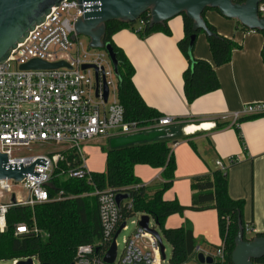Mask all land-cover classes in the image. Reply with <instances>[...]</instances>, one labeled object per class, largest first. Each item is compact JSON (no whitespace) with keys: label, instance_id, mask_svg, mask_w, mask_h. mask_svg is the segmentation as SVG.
<instances>
[{"label":"built area","instance_id":"2783aa9c","mask_svg":"<svg viewBox=\"0 0 264 264\" xmlns=\"http://www.w3.org/2000/svg\"><path fill=\"white\" fill-rule=\"evenodd\" d=\"M257 10L258 15L264 17V0L258 4ZM83 12L77 0H62L59 5L52 6L44 20L36 24L0 62V153H6L7 163L21 162V166L36 158L46 160L45 167L34 166L33 171L40 174L39 178L25 175L20 182L0 178V233L6 231L10 209L14 207H30L33 211L37 204L73 197L60 186L55 189L54 179L74 178L90 183L92 172L85 163L82 143L95 138L111 139L147 133L176 121L175 117L167 115L160 116L151 125L125 119L123 106L117 97V77L106 50L88 48L75 32L74 24ZM139 23L143 21L139 19ZM31 59L50 63L64 61L66 65L53 69H20ZM85 64L90 66L83 69ZM103 85L107 87L106 100L103 98ZM261 113H264L263 104L248 103L239 110L222 113L218 119L238 128L242 117ZM189 125L193 124L182 127L185 135H189L186 131ZM194 125H197V130L191 134L216 127L214 122ZM36 145L51 148L44 153H34L32 147ZM71 151L79 159L77 165L70 166L65 161L64 155ZM60 161H64L65 167H60ZM229 162L233 163L234 159L230 158ZM215 164L221 170L226 169L220 159ZM16 185L25 191V198L16 197L13 191ZM137 187L134 186L135 189ZM118 192L127 193L124 189L116 191L95 187L90 193L82 194L96 197L102 233L97 245H78L73 264H106L103 256L122 222L125 224L121 230H127L128 222L134 228L123 237L119 254L116 238V256L110 264H170L165 248L162 255L157 238L138 225L141 214L122 220L120 206L116 202ZM127 208H131V201ZM13 233L15 236L38 233V229L35 224L29 226L19 222L14 224ZM250 233H255V229L246 224L244 234ZM95 248H98L97 252ZM198 252L211 256V264H229L224 239L216 246H198L196 254ZM20 259L26 258L13 259L10 264H16Z\"/></svg>","mask_w":264,"mask_h":264},{"label":"trees","instance_id":"16d2710c","mask_svg":"<svg viewBox=\"0 0 264 264\" xmlns=\"http://www.w3.org/2000/svg\"><path fill=\"white\" fill-rule=\"evenodd\" d=\"M234 1L242 3L245 0ZM204 11L202 17L210 34L202 30L193 31L192 20L184 13L180 14L183 21V35L178 40L177 46L188 63L182 74L183 91L188 104L219 88L215 68L228 63L232 50L240 47L233 39L220 35L216 28L204 18ZM139 19L143 21L142 24L139 23ZM139 19L134 22L107 21L102 41L111 46L116 59L117 97L123 106L125 119L137 121L140 125H151L161 114L147 106L141 98L132 81L134 68L124 52L114 44L112 36L122 29H130L139 38L144 39L156 32L170 35L171 30L168 21L150 25L148 12L143 13ZM241 27L249 30L243 25ZM257 32L264 36V32ZM200 33L206 37L212 63L196 58L192 54L195 38ZM261 58L264 65V43ZM177 137L181 135L158 136L152 140L115 148L108 146L105 149V169L101 172H92L90 183L74 178L64 181L54 179L55 189L60 186L66 194L73 195L72 198L37 204L33 211L30 207L24 206L10 209L8 227L6 231L0 233V261L31 257L36 258L40 264H71L78 245H97L102 233L97 200L93 195H82L90 193L96 187L127 191L128 198L121 201L119 205L123 221L136 213L147 214L153 218L154 227L171 247L170 264H185L192 258L196 259L197 246H212L205 244L204 241L198 242L187 223L177 227H165L164 220L170 215L182 214L185 210H214L220 237L227 244V258L229 264H232L230 254L234 247V239L240 226L245 233L246 223L243 220V200H235L228 195L226 169L217 168L192 176L190 178L191 202L187 206L180 204L176 199L163 197L174 180L176 164L170 143ZM239 139L242 143L240 135ZM64 157L70 166L79 163V159L72 151L66 152ZM59 165L65 167L64 161H60ZM136 165L162 168V180L157 185H142L134 173ZM134 186L138 187L135 189ZM129 201H131L130 209L127 208ZM19 222L29 226L35 224L38 233L15 236L13 226ZM256 235L264 236V231ZM253 264H264V256L254 260Z\"/></svg>","mask_w":264,"mask_h":264},{"label":"crops","instance_id":"0c3cea01","mask_svg":"<svg viewBox=\"0 0 264 264\" xmlns=\"http://www.w3.org/2000/svg\"><path fill=\"white\" fill-rule=\"evenodd\" d=\"M204 18L220 35L233 39L240 47L232 50L228 63L215 68L219 88L196 98L191 104L186 102L183 91L182 74L188 63L177 46L183 35L182 17L168 20L170 35L156 32L141 39L130 29H122L113 34L112 41L132 64V81L146 105L161 116L176 118L173 124L159 129L165 130L167 136L181 135L170 143L176 164L175 178L163 197L189 205L190 178L217 169L215 161L220 159L226 165L228 195L243 200V220L255 229V233L246 236L252 237L264 231V114L242 117L237 129L218 118L222 113L239 110L248 103L264 105L261 58L264 36L243 29L236 19L224 17L213 8L204 11ZM192 54L212 63L203 33L195 38ZM203 122H214L218 127L198 130L191 135L182 131L186 124ZM103 139L109 142V139ZM230 158L234 159L233 163L229 162ZM161 171L162 168L148 165L134 167L142 185L161 181ZM188 221L192 223L194 238L198 237L210 246L220 243L214 210H185L180 217L171 216L167 225L177 227Z\"/></svg>","mask_w":264,"mask_h":264},{"label":"water","instance_id":"95a60500","mask_svg":"<svg viewBox=\"0 0 264 264\" xmlns=\"http://www.w3.org/2000/svg\"><path fill=\"white\" fill-rule=\"evenodd\" d=\"M62 0H0V62H3L19 42L27 36L33 27L44 20L52 6H57ZM263 0H245L238 3L234 0H77L84 12L75 24L76 34L88 39V48H102L106 50L115 74L116 59L111 46L102 41L105 32V23L110 20L134 22L148 12L149 24L153 25L168 21L184 13L192 20L193 31L202 30L210 34L202 13L207 8H216L227 18L236 19L249 30L264 32V17L258 15L257 6ZM84 5V6H83ZM193 38V36H192ZM66 65L64 61L45 62L31 59L20 66V69H53ZM90 65H83L88 68ZM98 76L96 73V84ZM103 98H107V87L103 85ZM158 136H167L165 130L138 133L109 139V147L115 148L136 142L152 140ZM46 160L36 158L28 165L21 166V162L7 163L6 153H0V178H10L20 182L25 175L39 178V173L33 171L35 164L45 167ZM128 198L127 193L118 192L116 202L120 205L123 199ZM147 214H142L138 225L145 231L152 233L160 243L163 254V244L155 227H149ZM124 222L116 230L109 248L103 256V262L110 264L116 256V238ZM198 247V246H197ZM98 251V248H95ZM264 256V236L254 235L245 237L240 226L234 239V247L230 254L232 264H253V261ZM196 260L201 264H211L212 257L204 256L202 252L196 254ZM16 264H33L32 258L20 259ZM73 264V263H71Z\"/></svg>","mask_w":264,"mask_h":264},{"label":"rangeland","instance_id":"374dc122","mask_svg":"<svg viewBox=\"0 0 264 264\" xmlns=\"http://www.w3.org/2000/svg\"><path fill=\"white\" fill-rule=\"evenodd\" d=\"M178 16L181 17V15H178ZM78 38H79L80 41L83 42V44L85 46L87 45L88 39L85 36L79 35ZM108 144H109V142L105 141L103 138H95V139L88 140V141L82 143V153H83V157L85 158V163H86L87 168L89 169V171H91V172H101V171H103L105 169V159H106L105 149L108 147ZM50 148L51 147H49L47 145H44L42 147L36 145V146L32 147V152H34V153H44V152H47ZM174 178H175V176H174ZM138 179L140 181L139 177H138ZM158 183H160V181H156V182H154L151 185H157ZM13 191H14L16 197L25 198V191L19 185H16L15 188H13ZM173 215L175 217L182 216V214H173ZM173 215L168 216L164 220L165 227H168L167 221ZM184 224H186V223H184ZM187 224L192 228V223L190 221H188ZM127 225H128L127 230H125V229L121 230L120 233L117 236V243H118L117 253L118 254L121 252V249H122V246H123V244H122L123 237L129 235L131 233V231L133 230V228H134V225L130 224L129 222L127 223ZM154 225H155L154 220H153V218L150 217L149 218V226L152 227ZM155 230L158 232V234L160 236L162 244H163V246L165 248V255L169 259L170 254H171V247L166 242V240L163 238V236L159 232V230L157 228H155ZM246 237L250 238V236H246ZM195 239L198 242L200 241V239L198 237H195ZM32 261H33V264H39V262H38V260L36 258H32ZM0 264H10V261L2 260V261H0ZM185 264H201V263H199L196 259H190Z\"/></svg>","mask_w":264,"mask_h":264},{"label":"bare ground","instance_id":"6f19581e","mask_svg":"<svg viewBox=\"0 0 264 264\" xmlns=\"http://www.w3.org/2000/svg\"><path fill=\"white\" fill-rule=\"evenodd\" d=\"M196 126L197 125H189V126H187L186 131H188L189 135H191L192 131L197 130V128H195Z\"/></svg>","mask_w":264,"mask_h":264}]
</instances>
